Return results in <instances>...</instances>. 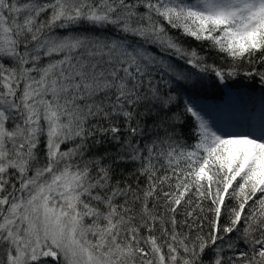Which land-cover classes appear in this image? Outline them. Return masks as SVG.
Listing matches in <instances>:
<instances>
[{"label": "snow or ice", "instance_id": "obj_1", "mask_svg": "<svg viewBox=\"0 0 264 264\" xmlns=\"http://www.w3.org/2000/svg\"><path fill=\"white\" fill-rule=\"evenodd\" d=\"M0 264H264V0H0Z\"/></svg>", "mask_w": 264, "mask_h": 264}, {"label": "trees", "instance_id": "obj_2", "mask_svg": "<svg viewBox=\"0 0 264 264\" xmlns=\"http://www.w3.org/2000/svg\"><path fill=\"white\" fill-rule=\"evenodd\" d=\"M189 43H190L191 47H195L199 50L198 42H196L194 40H189ZM252 83H255V82H250L248 80L241 79L238 87L243 86V87H248L249 89H251V87H249V85ZM256 90H260V86L258 84H256ZM211 93H212V89H211L210 81H209V94H211ZM209 102L213 103V102H217V101H211L210 100Z\"/></svg>", "mask_w": 264, "mask_h": 264}, {"label": "rangeland", "instance_id": "obj_3", "mask_svg": "<svg viewBox=\"0 0 264 264\" xmlns=\"http://www.w3.org/2000/svg\"><path fill=\"white\" fill-rule=\"evenodd\" d=\"M241 91H244V92H250V91H248V90H246V89H243V88H241ZM255 95H257V96H259V94L257 93V94H255ZM208 102V101H207ZM217 102H219V101H217ZM209 103V102H208ZM213 103H216V102H213Z\"/></svg>", "mask_w": 264, "mask_h": 264}]
</instances>
